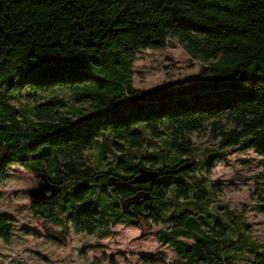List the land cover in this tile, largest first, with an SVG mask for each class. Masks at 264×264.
Here are the masks:
<instances>
[{
  "label": "trees",
  "instance_id": "trees-1",
  "mask_svg": "<svg viewBox=\"0 0 264 264\" xmlns=\"http://www.w3.org/2000/svg\"><path fill=\"white\" fill-rule=\"evenodd\" d=\"M172 39L210 76L134 86V52ZM206 121L222 152L197 156ZM226 147L264 155V0H0V181L20 163L58 189L35 217L99 236L168 222L179 264H264L242 213L212 206L203 170ZM14 220L0 211L3 241Z\"/></svg>",
  "mask_w": 264,
  "mask_h": 264
},
{
  "label": "rangeland",
  "instance_id": "rangeland-1",
  "mask_svg": "<svg viewBox=\"0 0 264 264\" xmlns=\"http://www.w3.org/2000/svg\"><path fill=\"white\" fill-rule=\"evenodd\" d=\"M201 63L191 57L176 39L162 48H142L134 52L133 84L139 88L155 89L204 79L210 74ZM23 90L20 89L18 98L13 101H32L30 96L29 99L23 96ZM63 91L65 96L67 90ZM66 101L68 106L64 108L68 109V115L73 121L77 120L72 114L70 99ZM82 105L87 106L88 102ZM220 123L225 128L233 125L225 118ZM216 133L218 129H213L210 121L189 132L198 147L197 156L206 148L213 149L215 153L222 152L218 148L220 135ZM96 150L95 147L92 152L95 158ZM226 150L227 153L213 159L203 170L213 188L215 201L212 206L219 209L216 205L227 203L241 212L249 236L264 243V155L254 148L226 147ZM96 161L91 160V164ZM149 163V160H144L145 165ZM39 180L38 175L22 164L13 163L7 176L0 181V211L15 217L11 238L8 241L0 239V264H179L174 248L157 239V229L166 228L168 222H152L147 228L118 222L112 225L114 233L102 236L74 230L69 223L67 232L62 234L59 223L33 214L27 189ZM49 233L59 236L60 240Z\"/></svg>",
  "mask_w": 264,
  "mask_h": 264
},
{
  "label": "water",
  "instance_id": "water-1",
  "mask_svg": "<svg viewBox=\"0 0 264 264\" xmlns=\"http://www.w3.org/2000/svg\"><path fill=\"white\" fill-rule=\"evenodd\" d=\"M58 189L47 179L41 178L39 182L27 189L31 201L36 202L51 198L57 193Z\"/></svg>",
  "mask_w": 264,
  "mask_h": 264
},
{
  "label": "flooded vegetation",
  "instance_id": "flooded-vegetation-1",
  "mask_svg": "<svg viewBox=\"0 0 264 264\" xmlns=\"http://www.w3.org/2000/svg\"><path fill=\"white\" fill-rule=\"evenodd\" d=\"M39 182V181H38Z\"/></svg>",
  "mask_w": 264,
  "mask_h": 264
}]
</instances>
